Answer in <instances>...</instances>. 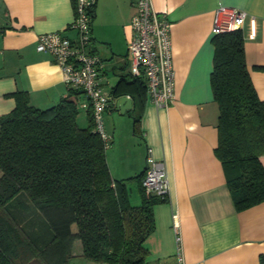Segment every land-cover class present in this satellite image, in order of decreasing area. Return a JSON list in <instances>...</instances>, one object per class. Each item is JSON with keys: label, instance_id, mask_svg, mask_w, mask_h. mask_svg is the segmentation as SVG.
Wrapping results in <instances>:
<instances>
[{"label": "crops", "instance_id": "crops-1", "mask_svg": "<svg viewBox=\"0 0 264 264\" xmlns=\"http://www.w3.org/2000/svg\"><path fill=\"white\" fill-rule=\"evenodd\" d=\"M135 0H95L90 49L102 61L101 85L111 93L121 76L129 75L127 42ZM171 22L175 98L157 107L147 97L133 112L121 113L114 98L103 113L110 145L105 150L114 179H126L131 201H139L138 179L150 154L162 161L168 181L165 200L153 206L155 229L147 237L146 264H176L177 249L186 264H259L264 254V202L237 211L220 160L218 105L210 73L214 47L215 9L236 7L246 12L239 28L244 39L247 69L258 97L264 100V0H151ZM73 0H0V115L15 105L16 90L28 93L30 103L49 107L67 94L60 66L35 49L37 35L68 28L74 17ZM79 124L87 123L83 93L76 97ZM264 165V155L259 157ZM136 191L132 190V187ZM176 225L177 231L174 229ZM75 229V228H73ZM177 235L179 240H177ZM79 240L74 260L82 258ZM76 245V250L74 246Z\"/></svg>", "mask_w": 264, "mask_h": 264}, {"label": "trees", "instance_id": "trees-1", "mask_svg": "<svg viewBox=\"0 0 264 264\" xmlns=\"http://www.w3.org/2000/svg\"><path fill=\"white\" fill-rule=\"evenodd\" d=\"M212 43L210 84L219 110L214 151L240 211L264 202V100L247 69L242 31L213 34ZM80 93L68 88L57 103L39 108L16 90L13 109L0 115V264H70L75 240L84 258L146 264L153 206L166 196L145 194L144 169L135 176L140 199L131 201L126 179L109 172L91 108L86 125L78 122ZM110 94L132 97L136 128L133 112L146 100L142 77L121 76Z\"/></svg>", "mask_w": 264, "mask_h": 264}, {"label": "built area", "instance_id": "built-area-1", "mask_svg": "<svg viewBox=\"0 0 264 264\" xmlns=\"http://www.w3.org/2000/svg\"><path fill=\"white\" fill-rule=\"evenodd\" d=\"M95 0H75L74 17L68 28L75 37L61 31H48L37 35L35 49L49 53L60 66L69 88L82 90L85 102L82 108H91L94 129L107 148L110 135L105 131L103 113L110 104L112 95L101 85V58L90 49L91 11ZM135 13L131 17V37L127 42L130 55L129 72L141 76L146 85V97L157 107L167 105L175 98V74L172 64L171 22L166 12H158L151 0H135ZM246 12L236 7L218 6L213 15L212 33L218 34L240 28ZM1 36V32H0ZM142 186L146 195L165 197L168 181L162 161L150 154L146 158ZM176 225H174L175 231ZM177 240L179 236L177 235ZM176 264H186L182 253L177 249Z\"/></svg>", "mask_w": 264, "mask_h": 264}, {"label": "water", "instance_id": "water-1", "mask_svg": "<svg viewBox=\"0 0 264 264\" xmlns=\"http://www.w3.org/2000/svg\"><path fill=\"white\" fill-rule=\"evenodd\" d=\"M114 98V107L119 110L121 113H124L127 109L133 107V99L130 95H120L113 96Z\"/></svg>", "mask_w": 264, "mask_h": 264}, {"label": "rangeland", "instance_id": "rangeland-1", "mask_svg": "<svg viewBox=\"0 0 264 264\" xmlns=\"http://www.w3.org/2000/svg\"><path fill=\"white\" fill-rule=\"evenodd\" d=\"M81 112V111H80ZM80 115V114H79ZM78 122H79V120H78ZM80 123V122H79ZM132 187V186H131ZM132 190H134V191H136V189H134V186L132 187ZM73 228H75V226H73ZM80 243V242H79ZM78 243V244H79ZM79 247H78V249L80 250L81 249V247H80V244L78 245ZM76 245L74 246V250H76ZM28 264H39L37 261H35V260H31L30 262H28ZM70 264H105V263H103V262H97V261H93V260H90V259H87V258H84V257H82L81 259H79V260H74V259H72L71 261H70Z\"/></svg>", "mask_w": 264, "mask_h": 264}]
</instances>
